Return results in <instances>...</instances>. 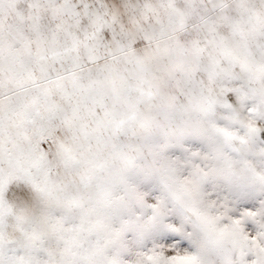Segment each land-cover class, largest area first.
Masks as SVG:
<instances>
[{"label": "snow or ice", "instance_id": "obj_1", "mask_svg": "<svg viewBox=\"0 0 264 264\" xmlns=\"http://www.w3.org/2000/svg\"><path fill=\"white\" fill-rule=\"evenodd\" d=\"M0 264H264V0H0Z\"/></svg>", "mask_w": 264, "mask_h": 264}]
</instances>
